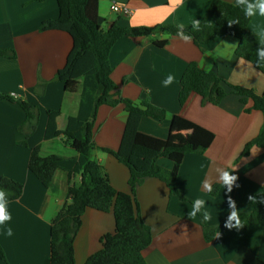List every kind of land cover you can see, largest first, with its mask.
Here are the masks:
<instances>
[{
	"label": "crops",
	"instance_id": "obj_1",
	"mask_svg": "<svg viewBox=\"0 0 264 264\" xmlns=\"http://www.w3.org/2000/svg\"><path fill=\"white\" fill-rule=\"evenodd\" d=\"M212 1L183 0L173 7L170 0H99L98 21L103 29L114 23L125 27L183 24L192 28L196 19L202 20ZM114 2L127 4L131 14L112 11ZM58 13L57 0H0V50L14 52L10 57L0 55V93L22 98L40 109L28 146H21L17 127L24 121L25 112L16 101L0 99V178L23 183L21 196L7 202L11 219L0 224V248L7 261L0 257V264H48L51 220L66 201L67 172L57 170L51 186L46 188L28 167L35 146H40L43 156L75 154L64 137L45 139L47 111H60L57 125L63 130L68 117L77 113L80 100L79 92H66L63 81L56 77L72 47L70 35L40 30L42 21L56 18ZM249 30L264 32V16L257 13L252 17ZM163 34L117 40L109 54L111 79L120 95L137 106L148 101L165 110L163 120L142 117L139 129L143 133L175 147L185 144L196 126L212 131L215 138L202 153L173 151L158 159V164L167 169L179 164L176 185L184 199L171 195L167 185L157 178H146L137 187L140 214L152 232L145 260L148 264H264V225H248L239 231L224 227L229 195L236 201L239 213H250L257 202L264 201V146H253L241 156L245 144L258 135L264 115L255 109L246 111L252 108L253 101L242 103L229 86L261 94L264 74L236 54L238 40L233 36H220L201 47L193 40L185 43L178 36H170L163 46L156 45V41L164 40L160 38ZM192 61L228 82V93L217 105L203 104L194 92L183 104L179 103L180 80ZM169 75L174 82L165 86ZM127 117L121 104L100 106L92 152L112 186L123 192H129V170L107 150L118 149ZM149 164L139 163L137 170H145ZM218 167L229 172L236 169L233 174L238 176L239 187H233L231 193L219 181ZM79 179L78 176L75 181ZM206 182L211 189L218 186L215 195L205 188ZM250 195L253 200H249ZM197 199L205 201L204 208L212 217L209 223L216 226V235L210 242L204 238L198 214L192 218L188 215ZM7 229L12 235L6 234ZM114 230L112 211L87 209L74 241L75 264H84L101 248V237Z\"/></svg>",
	"mask_w": 264,
	"mask_h": 264
},
{
	"label": "trees",
	"instance_id": "obj_2",
	"mask_svg": "<svg viewBox=\"0 0 264 264\" xmlns=\"http://www.w3.org/2000/svg\"><path fill=\"white\" fill-rule=\"evenodd\" d=\"M44 1V0H35ZM59 13L56 18L41 22V31H63L70 35L72 47L66 63L57 72L56 77L64 83L68 93H80L78 111L67 119L63 130L58 128L59 110H48L45 139L64 137L75 152L72 156L58 154L41 155L40 146L31 149L28 167L30 172L48 188L51 186L57 170L68 175L66 201L54 215L50 225V258L48 264H75L74 241L81 227L84 212L91 208L98 211H112L115 230L104 234L101 248L90 255L84 264H148L144 257L145 250L152 242L149 225L142 219L140 205L136 198V189L146 178L153 177L163 181L171 195L184 199L176 185L179 164L167 169L158 164L160 157L169 156L173 151L183 153H202L213 142L212 131L196 126L185 144L171 146L158 137L143 133L139 124L144 116L158 120L165 119L166 112L148 101L137 106L132 100L120 95L119 89L111 79L112 66L109 60L111 48L123 37H147L154 33H168L177 36L176 24L154 26H121L114 23L106 29L98 21L99 0H57ZM239 19L238 24L229 26V21ZM252 17L246 18L243 10L234 7V3L213 0L203 16L200 31L185 27L194 43L201 47L220 36L230 35L238 40L236 54L251 62L264 74V65L258 66L256 49L259 42L255 33L249 30ZM167 40L156 41L163 46ZM0 55L13 56L12 50H0ZM228 82L214 71L202 70L194 61L185 68L180 80L179 103L183 104L194 92L201 97L203 104L217 105L228 93ZM230 86V91L239 96L242 103L253 101L252 108L264 115V92L256 93L241 86ZM0 99L16 101L25 112L24 121L17 127L22 139L21 146H28V139L37 128L40 109L22 98H13L0 93ZM123 105L128 113L121 141L117 150H107L129 170V192L117 191L111 184L105 169L92 156L95 148L94 133L97 110L100 106ZM143 108V110H142ZM253 146H264V122L258 135L247 142L241 156L249 153ZM139 163H150L145 170H137ZM78 181H75L77 177ZM0 190L5 191V201L18 199L23 192V183L19 180L1 177ZM215 185L210 191L217 193ZM245 226L264 225V202H257L250 213H239ZM207 242L214 239L216 226L204 221L198 213ZM0 257L6 261L0 248Z\"/></svg>",
	"mask_w": 264,
	"mask_h": 264
},
{
	"label": "clouds",
	"instance_id": "obj_3",
	"mask_svg": "<svg viewBox=\"0 0 264 264\" xmlns=\"http://www.w3.org/2000/svg\"><path fill=\"white\" fill-rule=\"evenodd\" d=\"M183 2V0H170V4L175 7L180 5ZM234 7H239L243 10L244 16L246 18L254 17L259 13L260 16H264V0H235ZM229 26L232 24H238L239 19H235L232 21H229ZM200 24L201 21L199 19H196L192 23V30L193 31H200ZM135 27V25H133ZM177 36L179 39L184 41L185 43H190L192 41V36L190 34H187L185 32V26L183 24H177ZM257 36L258 42H259V47L256 49V56H257V65H264V32H257L255 33ZM161 39H169L170 34L164 33L161 37ZM219 52V49L217 50ZM209 56H212L213 54L210 52L208 53ZM174 77L172 75H169L165 81L164 85L168 86L174 82ZM137 104L139 105V101H137ZM143 110V108H142ZM218 176H219V181L225 186L226 191L228 193H231L233 190V187H239V184L237 183L238 181V176L235 173L236 169H233L232 172H229L225 170V168L218 167L216 169ZM205 188H207L208 191H211V185L210 183L206 182L205 183ZM5 196V191L0 190V224H4L5 221L10 220L11 216L7 212V201L4 199ZM249 200H253V196L248 197ZM264 202V201H261ZM227 203H228V216L227 219L224 223V227L232 230L236 229L239 231L245 226V222L241 220L237 206H236V201L229 195L227 198ZM205 201L202 199H197L194 202L192 210L189 212V218L196 217L198 213H202L203 220L204 221H209L211 220V213L207 211L204 208ZM7 235H12L11 229H7ZM220 236V233L217 234V237Z\"/></svg>",
	"mask_w": 264,
	"mask_h": 264
},
{
	"label": "built area",
	"instance_id": "obj_4",
	"mask_svg": "<svg viewBox=\"0 0 264 264\" xmlns=\"http://www.w3.org/2000/svg\"><path fill=\"white\" fill-rule=\"evenodd\" d=\"M112 11L120 14V15H129L131 14V8L125 4V3H119V2H114L111 5Z\"/></svg>",
	"mask_w": 264,
	"mask_h": 264
}]
</instances>
